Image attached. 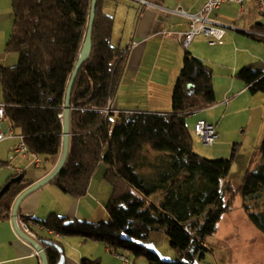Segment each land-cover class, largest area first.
I'll list each match as a JSON object with an SVG mask.
<instances>
[{
  "label": "trees",
  "instance_id": "trees-1",
  "mask_svg": "<svg viewBox=\"0 0 264 264\" xmlns=\"http://www.w3.org/2000/svg\"><path fill=\"white\" fill-rule=\"evenodd\" d=\"M104 1L98 0L91 55L71 95L68 157L50 184L80 199L104 163L103 179L111 187L108 220H69L56 214L42 222L24 220L40 223L39 228L54 235L39 238L62 247L66 239L79 237L104 243L112 254L132 252L148 264H201L211 252L207 239L218 232L240 195L243 211L264 235V138L258 164L246 171L237 189L229 182L232 159L211 161L195 154L187 117L215 106L216 97L211 68L188 49L170 114L116 111L112 102L127 55L111 43L113 19L102 13ZM91 4L12 0L14 26L7 51L18 56V63L0 68L5 120L40 159L44 176L54 171L62 155L66 93L86 39ZM253 29L264 32L257 22ZM238 78L251 93L264 92L261 65L244 67ZM32 184L24 177L10 185L0 198V220L9 217L15 200ZM154 232L167 236L177 261H164L145 247ZM45 252L49 264L58 263L54 247L46 246Z\"/></svg>",
  "mask_w": 264,
  "mask_h": 264
},
{
  "label": "crops",
  "instance_id": "crops-1",
  "mask_svg": "<svg viewBox=\"0 0 264 264\" xmlns=\"http://www.w3.org/2000/svg\"><path fill=\"white\" fill-rule=\"evenodd\" d=\"M148 1L155 7L142 5L139 0H105L101 5L102 13L113 19L112 45L124 50L127 55L124 74L112 107L124 113L170 114L174 86L183 67L187 50L174 33H188L190 30V21L187 18L171 12L183 10L189 14H197L207 0ZM255 11L257 13L255 5L249 1H245L242 6L239 4L221 6L210 16V19L226 27L223 44L213 45L210 39L200 36L188 49L194 57L204 61L211 68L213 75H218L224 83V90L219 94L215 93V106L187 117V120L190 119L194 124L192 134L198 121H206L215 126L218 140L221 139L222 142L214 147L244 143L243 140L236 138L233 129L226 127L225 122L230 113L240 112L241 101L248 102L247 109L252 111L251 118L256 121L257 131L251 135L252 143L258 147L264 138V92L251 93L249 87L238 78L239 72L250 63L246 57H239V50L236 48L238 45L244 47L243 50L247 53H251V49L260 51L261 67L264 68V42L260 43L248 36L257 31L253 29L257 22ZM233 24H235L234 29ZM230 25L231 27H228ZM13 26L12 0H0V68L14 67L18 63V56L7 51ZM247 94L249 97H246ZM2 103L3 92L0 84V104ZM0 126L2 132L8 135L10 132L8 122L4 120ZM244 133H247L246 129ZM17 135L16 133L15 137L0 144V190L13 176L6 164L10 149L19 142ZM14 164L15 168L22 170L20 174L33 181L31 186L47 177L33 165V158L17 159ZM32 170L35 172L30 174ZM107 195L109 191L106 189L104 179L103 177L98 179L97 175L92 179L87 195L80 199H75L48 183L23 199L18 208L17 218H20V221L30 218L42 222L56 214L69 220L97 222L96 219H99L100 215H107ZM227 215L229 214L224 215L223 218ZM246 218L248 221L244 217V223L239 227L251 231L254 239L257 236L258 245L260 244L264 253V235L252 225L247 215ZM38 225L41 226L40 223L32 226L36 239H40L39 236L44 234L52 235L43 231ZM63 249L65 264H85L84 261L86 264H105V262L123 264L122 258H129L128 253L112 254L104 243L84 242L79 237L66 239ZM210 250V254L216 259L214 251ZM171 254L173 257L177 256L174 251ZM0 264H42L34 247L16 233L12 211L7 219L0 220Z\"/></svg>",
  "mask_w": 264,
  "mask_h": 264
},
{
  "label": "rangeland",
  "instance_id": "rangeland-1",
  "mask_svg": "<svg viewBox=\"0 0 264 264\" xmlns=\"http://www.w3.org/2000/svg\"><path fill=\"white\" fill-rule=\"evenodd\" d=\"M255 15L257 18V24L264 26V16L257 14L256 11H255ZM237 25L240 24L237 23ZM228 27H231V25ZM236 48L239 50L240 58L246 57L248 60H250V63L246 64L247 66L262 65V60L259 58V56H261L260 51L256 49H251L250 50L251 53H247L243 50L244 47L240 45H238ZM213 84H214L215 93L219 94L224 90V83L218 75L217 76L213 75ZM248 95L249 94H247L246 97H249ZM248 106H249L248 102L241 101L240 109H239L240 112L230 113L225 120L226 127L228 126V129L230 130L233 129L235 131L234 135L236 136V138L244 141L242 145H235V146L230 145L228 147H221V148L217 146L214 147V145H218L222 142L221 139H219L213 146H206L193 133V146H194L195 154L201 156L204 159L211 161L230 160V159L233 160L231 173L229 176V182L235 189H237L242 184L246 171L249 169H254L259 162L258 148L260 145L257 147V145H254L251 141V135H254L255 131H257L256 121L252 120L251 116L253 115V113L252 111L247 109ZM187 122L189 124V129L192 134L194 124L191 123L190 119H188ZM245 129L247 130L246 134L244 133ZM15 147H12L11 149H14ZM9 155H10V151H9ZM17 159L24 160L21 157L16 156L14 161L11 162L12 166L15 165L14 162ZM105 171H106L105 165L104 163H101L99 165L98 170H96L95 175H97L99 179V177L104 176ZM34 172L35 170H32L30 174H33ZM104 184L106 186V189H108L109 191V195H107V202H108L111 187L105 180H104ZM242 203H243L242 198L240 195H238L235 201L233 202L234 204L233 211L222 219V221L218 226L217 234L207 239L206 242L207 247L214 251L215 254L214 256L216 257V259L213 258V254L209 253L207 255V258L203 260L204 263L206 264L260 263L261 264L264 262V257H263L264 253L260 248V244L258 245L259 241L257 236L255 235L256 239H254L253 236L251 235V231L248 232L247 230H243L239 227L244 223V217L247 220L246 215L242 209ZM98 218L99 219H96L97 221L102 219L108 220V215L106 214L100 215V217ZM90 222H96V221H90ZM224 239H228V240L225 241ZM144 245L148 250L156 251L160 255V258L164 261H177L178 256L175 257L171 256L172 255L171 253L174 250L172 249L167 236L163 233H158V232L152 233L149 238V241L146 242ZM128 257L131 259L130 260L128 258L131 264H148L145 258L142 257L136 258L132 252L128 253ZM105 264L108 263L105 262Z\"/></svg>",
  "mask_w": 264,
  "mask_h": 264
},
{
  "label": "built area",
  "instance_id": "built-area-1",
  "mask_svg": "<svg viewBox=\"0 0 264 264\" xmlns=\"http://www.w3.org/2000/svg\"><path fill=\"white\" fill-rule=\"evenodd\" d=\"M245 1H249L255 5L257 14L264 16V0H207L206 4L202 8V10L197 14H189L184 12L183 10H175L171 12L172 14H177L179 16L185 17L190 21V30L188 33H174L177 37L178 41L185 49H189L192 42L200 37L204 36L210 39L211 44H223L225 37V28L223 25H220L210 19V16L217 10L221 8L223 5L227 4H239L243 5ZM142 5H146L149 7H155L154 4L149 2L148 0H139ZM232 28H235V24L232 25ZM252 35L257 39H264V32L255 31ZM5 120V105L0 104V125ZM195 136H197L204 145L213 146L218 140V133L215 126L206 121H198L195 130ZM16 132L14 128L10 126V132L8 135H5L0 126V144L6 142L7 140L15 137ZM19 144L10 150V155L8 157V163L6 167L8 171L15 176L21 175V171L19 168H15L11 165V162L14 161L16 156L21 157L24 160L33 158V165L39 169L41 166L40 159L32 152H30L25 144V140L23 136H19ZM18 218L17 225L18 227L29 237L36 240V236L34 235V231L32 227L34 224L32 222H27L24 219L21 221ZM54 235L53 233H50ZM123 264H131L128 258L123 257Z\"/></svg>",
  "mask_w": 264,
  "mask_h": 264
},
{
  "label": "water",
  "instance_id": "water-1",
  "mask_svg": "<svg viewBox=\"0 0 264 264\" xmlns=\"http://www.w3.org/2000/svg\"><path fill=\"white\" fill-rule=\"evenodd\" d=\"M97 3L98 0H92L91 4V13H90V20H89V25H88V31L86 35L85 42L83 44L79 59L76 63V66L74 68L73 74L71 76L67 93H66V104H65V109H64V126H63V151L61 158L59 160V163L57 167L54 169V171L48 175L45 179L42 181L34 184L33 186L29 187L26 189L14 202L13 207H12V218H13V223H14V228L16 233L19 235V237L25 239L28 241L34 249L37 251L38 255L40 256L42 260V264H49L48 263V258L45 252V247L46 246H52L54 247L58 253L60 254V258L57 264H65L66 263V257H65V252L64 249L61 245L55 243L53 240H47V239H33L26 235L17 225V214H18V208L23 201L25 197H27L29 194L32 192L38 190L39 188L43 187L44 185L50 183L56 176L57 174L61 171V169L64 167L67 157H68V151H69V140H70V101H71V95L73 91L74 84L76 82V79L78 77V74L82 68V66L87 62L91 55L92 51V39H93V30H94V23L96 19V10H97ZM239 32V31H238ZM241 33V32H239ZM24 178V175L21 174L14 178L10 184L6 185L1 191H0V198H2L6 192L9 190L10 185L22 181Z\"/></svg>",
  "mask_w": 264,
  "mask_h": 264
}]
</instances>
